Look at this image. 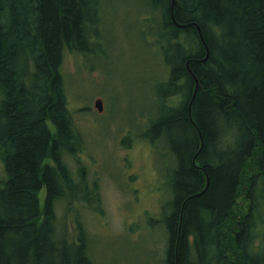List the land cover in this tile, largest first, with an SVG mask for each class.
<instances>
[{"label":"trees","instance_id":"trees-1","mask_svg":"<svg viewBox=\"0 0 264 264\" xmlns=\"http://www.w3.org/2000/svg\"><path fill=\"white\" fill-rule=\"evenodd\" d=\"M145 1L166 66L146 137L177 161L165 264H264V0H177L174 18L173 0ZM106 3L0 0V264H94L84 223L73 237L57 214L91 202L68 164L89 108L70 110L63 67L96 51Z\"/></svg>","mask_w":264,"mask_h":264},{"label":"rangeland","instance_id":"rangeland-1","mask_svg":"<svg viewBox=\"0 0 264 264\" xmlns=\"http://www.w3.org/2000/svg\"><path fill=\"white\" fill-rule=\"evenodd\" d=\"M152 17L145 0H107L96 51L68 52L64 61L70 110L89 108L75 115L85 144L79 160L69 156L68 164L76 182L89 188L78 194L91 202L74 199L70 213L62 202L57 214L73 237L84 223L94 264H165L164 208L177 161L165 136L154 144L146 137L161 116L157 96L166 81L162 50L146 24ZM45 198L44 189L42 208Z\"/></svg>","mask_w":264,"mask_h":264},{"label":"water","instance_id":"water-1","mask_svg":"<svg viewBox=\"0 0 264 264\" xmlns=\"http://www.w3.org/2000/svg\"><path fill=\"white\" fill-rule=\"evenodd\" d=\"M176 3H177V0H173V2H172V17H173V18H174V9H175V5H176ZM178 26L183 27V25H181V24H178ZM198 28H199V32H200L201 38H202V40H203V42H204V36H203L202 30H201V28H200L199 26H198ZM208 57H209V51H208L207 57H206L204 60H202V61H203V62L206 61V60L208 59ZM187 67H188L189 72H190L191 74H193V71H192V69H191V67H190V63L187 64ZM199 87H200V82H199V80L196 78V88H195L194 96H193V98H192V102H191V105H190V113H191V111H192V105H193L194 99H195V97H196V94H197V92H198V90H199ZM95 106L98 108V110H99L100 112H103L104 109H105L104 102H103L102 99H98V100H96ZM202 148H203V143H202L201 149H202ZM208 185H209V179H208V181H207V186H206L205 190L208 188ZM205 190H204V191H205ZM204 191H203V192H204Z\"/></svg>","mask_w":264,"mask_h":264},{"label":"bare ground","instance_id":"bare-ground-1","mask_svg":"<svg viewBox=\"0 0 264 264\" xmlns=\"http://www.w3.org/2000/svg\"><path fill=\"white\" fill-rule=\"evenodd\" d=\"M191 102H192V100H191ZM190 105H191V103H190Z\"/></svg>","mask_w":264,"mask_h":264}]
</instances>
